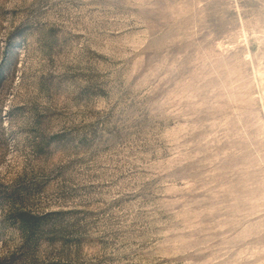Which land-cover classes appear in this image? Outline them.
Returning <instances> with one entry per match:
<instances>
[{"label": "rangeland", "instance_id": "374dc122", "mask_svg": "<svg viewBox=\"0 0 264 264\" xmlns=\"http://www.w3.org/2000/svg\"><path fill=\"white\" fill-rule=\"evenodd\" d=\"M0 264H264V0H0Z\"/></svg>", "mask_w": 264, "mask_h": 264}]
</instances>
